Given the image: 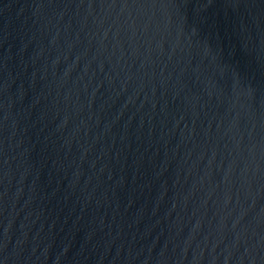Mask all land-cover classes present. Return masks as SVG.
<instances>
[{
    "label": "water",
    "instance_id": "95a60500",
    "mask_svg": "<svg viewBox=\"0 0 264 264\" xmlns=\"http://www.w3.org/2000/svg\"><path fill=\"white\" fill-rule=\"evenodd\" d=\"M0 264H264V0H0Z\"/></svg>",
    "mask_w": 264,
    "mask_h": 264
}]
</instances>
